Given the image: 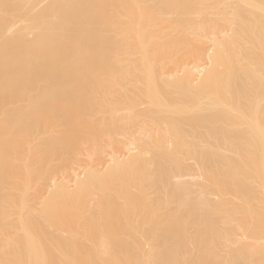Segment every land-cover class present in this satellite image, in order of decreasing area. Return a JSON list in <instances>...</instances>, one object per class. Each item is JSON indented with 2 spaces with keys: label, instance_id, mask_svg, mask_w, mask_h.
Instances as JSON below:
<instances>
[{
  "label": "bare ground",
  "instance_id": "1",
  "mask_svg": "<svg viewBox=\"0 0 264 264\" xmlns=\"http://www.w3.org/2000/svg\"><path fill=\"white\" fill-rule=\"evenodd\" d=\"M0 264H264V0H0Z\"/></svg>",
  "mask_w": 264,
  "mask_h": 264
},
{
  "label": "rangeland",
  "instance_id": "2",
  "mask_svg": "<svg viewBox=\"0 0 264 264\" xmlns=\"http://www.w3.org/2000/svg\"><path fill=\"white\" fill-rule=\"evenodd\" d=\"M7 35H8V33H7Z\"/></svg>",
  "mask_w": 264,
  "mask_h": 264
}]
</instances>
